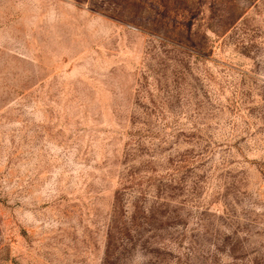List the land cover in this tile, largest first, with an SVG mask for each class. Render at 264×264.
I'll return each instance as SVG.
<instances>
[{
  "label": "rangeland",
  "instance_id": "1",
  "mask_svg": "<svg viewBox=\"0 0 264 264\" xmlns=\"http://www.w3.org/2000/svg\"><path fill=\"white\" fill-rule=\"evenodd\" d=\"M0 264H264V0H0Z\"/></svg>",
  "mask_w": 264,
  "mask_h": 264
}]
</instances>
